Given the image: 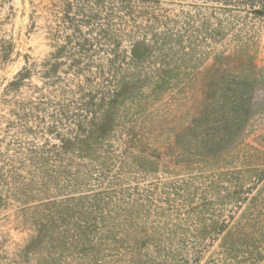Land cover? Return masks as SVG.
I'll return each instance as SVG.
<instances>
[{
    "label": "rangeland",
    "instance_id": "1",
    "mask_svg": "<svg viewBox=\"0 0 264 264\" xmlns=\"http://www.w3.org/2000/svg\"><path fill=\"white\" fill-rule=\"evenodd\" d=\"M141 6L160 88L105 117L138 30L113 47L111 0H0V264H264V11Z\"/></svg>",
    "mask_w": 264,
    "mask_h": 264
},
{
    "label": "trees",
    "instance_id": "2",
    "mask_svg": "<svg viewBox=\"0 0 264 264\" xmlns=\"http://www.w3.org/2000/svg\"><path fill=\"white\" fill-rule=\"evenodd\" d=\"M111 0V12L113 14L114 18V25H113V33H112V42L113 47H117L118 42L122 38L127 37V28L130 26V29L138 30L137 34H139V37H132L129 39L130 43V51L129 55L130 58L127 60V62L123 61V63L118 62L117 55H114L113 59V83H114V89L111 92V98L108 99L107 103L102 107L103 112L102 114L106 117L108 113H110L107 108L109 109H116L118 105L119 98L124 96L126 92H131L132 90H135L139 92L140 86L142 83L141 79L143 80L144 84L147 85L149 83L148 79L146 81L145 78H143V75L140 77V61L141 58L144 55L139 54V50L144 48L146 46V43H149V41H146L144 39V31L141 27V25L136 24L135 20H132L131 18L135 17V15L139 16L144 14H147L146 10L147 7H139L137 10L135 7H137V4H147L152 3L155 0H115L116 5L112 4ZM194 1H210L212 4L215 5H221L224 6V10L228 8H236V9H249L254 12L264 11V0H194ZM141 10H144L143 12H140ZM154 18V17H153ZM150 19H152V16H150ZM147 22V20H145ZM153 42V41H152ZM134 71V74H128L130 72ZM159 80V79H158ZM141 82V83H140ZM159 82V84H158ZM160 81L152 82L149 85L151 86V92H157L160 88ZM139 84V85H138ZM139 86V87H138ZM131 95H133L131 93ZM138 93L135 94L137 96ZM139 99V98H138ZM123 105V104H121ZM105 134V132H102V135ZM100 140L102 139V136H99Z\"/></svg>",
    "mask_w": 264,
    "mask_h": 264
}]
</instances>
